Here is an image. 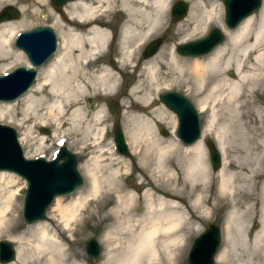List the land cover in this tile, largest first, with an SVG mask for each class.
Masks as SVG:
<instances>
[{
	"label": "bare ground",
	"instance_id": "obj_1",
	"mask_svg": "<svg viewBox=\"0 0 264 264\" xmlns=\"http://www.w3.org/2000/svg\"><path fill=\"white\" fill-rule=\"evenodd\" d=\"M6 1L27 3L29 0H0V5ZM173 1L67 2L62 12L54 13V25L62 37L59 49L50 62L40 68L37 82L23 96L14 101L0 102V121L8 119L20 127L30 120L42 125L51 123L55 126V133L74 134L76 145L80 144V148L91 149L90 152L94 153L82 165L89 177L88 188L70 195L67 203L58 198L54 209L66 225L73 224L80 215L79 223H84L97 213L101 214V219L109 221L102 237L105 249L101 264H181L189 238L187 233L199 230L200 221L209 218L211 210L223 204L236 207L229 219L231 225L243 218V207L249 216L260 213L261 227L252 239L253 258L264 264V136L258 147L261 153L251 155V150L241 149L250 158L248 163L240 165L230 160L228 145L231 128L219 127L218 111L214 110L210 115L203 134L215 135L224 158L212 205L206 196L213 172L206 160L203 142L182 146L177 137L165 141L156 134V119H163L167 111L165 105L158 106L156 93L174 83L158 81L164 52L158 51L151 56L152 59L144 61L139 58V52L153 36L167 30ZM188 1L191 3L189 14L179 26L185 33L180 38L182 41L205 33L213 23L224 27L222 1ZM32 2L38 10L47 5L45 0ZM111 14L121 17L117 33L108 19ZM23 27V22L6 20L0 23V73L23 62L30 66L23 51L13 46L17 32ZM113 45L115 67L93 69L101 57L110 53ZM168 55V67L185 76L197 94H204L200 99L202 111L206 110L209 102L217 103L227 94L228 114L224 117L231 121V108H235L232 104L241 100L250 104L247 85L264 79V73H260L264 71V4L257 14L250 15L235 29L228 31L226 43L209 54L189 61L180 59L171 47ZM158 57L160 61L156 60ZM229 68L239 73L240 84L218 75L221 69ZM130 69L138 72L139 80L122 100L125 106L123 122L131 149L137 154L135 165L140 172L137 178L145 184L141 195L126 193L120 183L123 172L129 168L127 162L115 166L121 161L116 162L113 157L114 162L106 163L103 109L90 117L81 105L86 96L109 97L116 94L119 76ZM245 71H253V74H242ZM231 88L238 90V94L231 96ZM217 93L221 97H216ZM19 105L22 106L20 114L16 112ZM170 118L174 122L170 125L174 133L176 118L174 115ZM250 123L254 124L250 125V131L258 128V116L251 118ZM66 125L70 127L65 129ZM33 128L28 125L21 132L23 144L28 143ZM111 155L115 156V152ZM12 173L0 171V234L10 232L19 225L15 214L19 197L13 189L17 178ZM258 178H261L260 189ZM240 181L250 183L252 192L237 199ZM113 200L115 203L107 209ZM137 205L140 211H137ZM51 227V223L40 221L29 229L27 237H18L17 260L5 264H27L34 257L45 259V264H84L81 252H69L65 241ZM230 227L228 222L227 235H230ZM77 230L78 227L74 228L69 236ZM243 231L246 233V230ZM69 236L63 238L68 240ZM219 258L226 263L223 254ZM253 263L251 259L250 264Z\"/></svg>",
	"mask_w": 264,
	"mask_h": 264
},
{
	"label": "rangeland",
	"instance_id": "obj_2",
	"mask_svg": "<svg viewBox=\"0 0 264 264\" xmlns=\"http://www.w3.org/2000/svg\"><path fill=\"white\" fill-rule=\"evenodd\" d=\"M178 1L179 0H174L170 7V16L168 19L167 30L153 36L142 47V49L139 52V58H141L143 61L152 59V57L146 58L143 56L144 49L146 45L150 43L152 40L158 37H163L164 42L162 46L160 47L159 51L164 52L165 59L162 60L164 61V64L161 65L162 68L158 73L159 74L158 81L159 82L169 81V82H173L174 84L170 87L163 88L160 90L159 93H156L158 106L165 105L161 101L160 95L161 93L167 90H173L181 94H184L197 107L200 113V116H201L203 128H204L206 121L209 120L210 115L214 112V110L216 112L218 111L219 127L226 126V127L231 128V136H230L231 142L228 145V151L230 152V155H231L230 160H233L235 163H239L240 165L246 164L249 162L250 157L247 154L243 153L241 149H246V150L249 149V151L251 150V155L261 153V150L258 147L261 144L263 136H264V79L258 80L257 82L247 85L246 92L250 96V100L252 101L250 104H246L242 102V100L240 102H236L232 104L233 106H235V108L234 110L231 108V121L226 120V117H224L225 115L228 114V108H227L226 101H225L226 99L225 97L227 94H225L219 101H217V103L209 102L206 110L202 111V108L200 105V99L201 97L204 96V94H201V95L197 94L196 90L193 88V85L188 84L187 78L185 76H183L180 72H177L168 67L169 51L171 47H174L176 54L178 55L180 59H188L190 61L191 59H194L196 57H186V56L180 55L176 49L178 44L202 38L206 36L209 33V31L214 27L220 28L225 33L226 38H225V41L222 43L224 44L227 41V32L235 28L231 29L227 27L226 20H225L226 15H225L224 0H220L223 2V13L224 14L222 16V20H223L224 27H220L216 25L215 23H213L207 29L205 33L194 35L191 39L182 41L180 38L184 36L185 33L183 29H179L180 21L186 18L187 15L189 14L191 3L188 0H183L189 4L188 13L184 18L174 22L172 19V8ZM32 3H33L32 0H29L27 3H24L22 1H6L0 5V11L8 5L14 6L19 9V11L21 12V16L18 19H13L11 21H13L14 23L23 22L25 23V27L19 30L17 34L19 32L29 30L36 26H50L51 28H53V30L58 35V40H59L58 49H59L62 37L60 36L59 29H57V27L54 25V20H53L54 13L62 12L64 6L67 3L63 6L61 11H58L55 9L51 0H45V3L47 5L39 7V10H38V7L32 5ZM263 4H264V0H263ZM23 7H26L24 8L25 10L22 9ZM260 10L261 9H259L257 12L253 14H257ZM108 19L112 23L113 30L117 33L118 27L121 22V17L115 14H111ZM61 23L63 24V22ZM13 46L15 49H18L15 45V39H14ZM114 48H115V45H113V49L109 50L110 53H108L107 55L99 59V62L96 64L95 67H93V69L99 68L101 66H105V67L108 66V67L114 68L115 67L114 65H116V57L114 53H112L113 50H115ZM25 56L27 57L26 54ZM158 58L156 60L160 61L161 58L159 59ZM51 59H49L44 65L49 63ZM18 66H28V65L26 62L16 64L11 69L6 71L5 73L11 71L12 69ZM40 68L38 69V75H39ZM246 73L253 74V71H245L242 74H246ZM260 73H264V71ZM1 74H4V73H0V75ZM218 75L224 76L225 78H229L233 81L238 82L239 84L241 83V76L234 68H229L225 70L221 69ZM119 78H120V81H119L118 90L116 94L111 95L109 97L86 96L85 98L81 100V105L88 112V115H90V117H92L94 113H96L97 111L103 109V115H104L105 122L102 127H104V136H105L104 143H105V149H107L106 153L104 154V158H106V163L110 161L111 162L121 161L118 165H115V166H120L122 165L123 162H127L129 164V168L125 172H123V177L120 179V183L125 188L124 191L126 193L132 192L137 195H141L145 189V184H141L137 178L139 177V174H140V172L136 169V165H135V162L137 161V154L133 153L131 146L128 142L127 135L125 133L124 122H123V111H124L125 106L122 104V100L124 99V97L127 96L128 93H130V90L132 89L134 84L139 80V75L137 71H133V69H130L128 72L124 73L122 76L120 75ZM37 79L38 77L36 78L34 84L37 82ZM229 93L231 96H234L238 94V90L236 91L235 88L234 89L231 88V90H229ZM216 97L218 98L221 97V94L217 93ZM112 99H117L120 102V107L122 109L121 125L124 130L125 138L129 145V149L131 151V156H125V155L119 154L118 151L116 150L115 140H114V129H113L116 118L110 112L109 107H108L109 102ZM0 102H4V101H0ZM212 103L213 105H211ZM164 107H166V110H167L165 113V116H163V119H159V118L156 119V122H157L155 126L156 127L155 129L157 130L156 134L165 141L175 140L176 137L179 138L176 133V130L178 127V117L166 105ZM21 108L22 106L19 105V109H16V112L17 113L19 112L20 114ZM19 114H18V118H21ZM244 114H246V117H242V115ZM173 115L176 118V129L174 132L175 134L172 132L173 129H171L170 127V125L174 123V122H171V118H170V116H173ZM256 115L258 116L259 121H260L259 127L255 128L254 131H250V125H254V124L252 123L249 124V122L251 121V118L256 119ZM0 123L9 124L15 127L19 135V140L21 137V132L25 130V127H27L28 125H31L34 127L32 130V134H29L28 136L29 141L27 144H23L20 140L22 147L25 151V155L28 158L44 157L46 159H52L57 154V151L60 148V146H66L70 151L76 154L78 161H79V164H78L79 170L84 176V180H85L84 185L80 187L79 189H77V191L80 189L88 188L89 177L85 173V171L82 169V165L86 161L90 160L91 156H94V153L90 152L91 149L84 150L83 148H80L81 146L80 144L76 145V137L74 134H65V133H60V132L55 133L54 125H52L51 123L42 125L36 120L35 121L30 120V122L24 124V127L18 126L17 123L9 122L8 119L1 120ZM69 127H70L69 125H66L65 129H68ZM163 128H165L168 131L167 135L162 133ZM43 129H47L48 133L44 132ZM63 134L65 136H62ZM208 139H212L216 145H217V140H216L215 135L213 134H209V135L203 134V137L200 140L203 142V145L207 152L206 160L213 172V177L210 180L208 184V188H207L208 196H206V197H209L208 199H210L211 204L213 205L214 194L217 193L218 185H219L218 173H219V170L223 166L224 158L222 156L221 168L218 170L214 169L210 161L209 149L206 145V141ZM178 141L181 143L182 146H188L184 144L180 140V138ZM111 152H115V156H112ZM113 157L115 158L114 161H112ZM12 174L17 178L16 181L13 183L14 185L13 189L15 190V192H18V197H19L17 201V205H18L17 211L15 212V214L18 217L19 225L13 230H11L10 232L0 234V240H8L15 247H17V245L19 244L17 241L18 237H24V236L27 237L29 235V229L35 226V224L40 221L29 224L23 219V216H22L23 201H24V196H25V190L27 187V181L24 178L17 175L16 173H12ZM260 181H261V178H258L257 182H258L259 189H260ZM239 187L240 188L237 189V192H239V194L237 195V199H241V196H245V193L252 192L251 185L248 182L240 181ZM70 195L57 197L54 203L52 204V206L48 209V213H47L48 219L42 220V221H47L48 223L52 224L53 226V228L51 227L52 231H56L59 234V237L63 239V241H65V245L67 248H69V252L72 253L74 250L81 252L82 254L81 261L84 264H93L91 257L86 252V243L88 239L96 238L101 247V254L97 262L94 264H101V260L103 259V252L105 249V245L102 241V237L106 232L109 221L101 219V214L97 213L93 218L88 219L84 223H79L80 218H81V215H80L76 218V221H74L73 224L66 225L65 221L59 216L58 211L54 209V204L58 198H61L62 201H64V203L69 202ZM138 197H143V196H138ZM114 203H115V200H113L110 205H107V209L110 208ZM246 205L247 203L244 206ZM136 209L137 211H140V206L137 205ZM242 210H243L242 215H244L243 218L232 223L231 225V220L229 219H230L231 214L236 211V207L234 205L227 206L223 204L221 206H217L216 208H213L211 210L210 217L202 219L200 221L199 230H192L187 233V237L189 238L186 242V247L183 253L181 264H189L188 253H189V250L192 244L194 243V240L196 239L197 236H199L202 232H204L206 228L208 227V225L211 223H216L217 225H219L223 232V245L217 255L216 264H250L251 259L254 261L253 264H262L261 262H259V260H255L253 258L254 251H253V241H252L253 234L256 233L261 227V219H260L261 215L260 213L256 212L255 214L253 215L251 214L249 216L245 212V207H243ZM257 210H258V207H257ZM228 222L230 223V226H231L230 235H227V232H226V225ZM76 227H78V230L74 233L73 236H69L71 231ZM243 230H246V233ZM64 236H69L68 240H65L63 238ZM221 254H223L224 257L226 258V263H222L221 258L218 259L219 255ZM16 260L17 258L14 261ZM44 261L45 259L43 258L41 259V258L34 257L27 264H45ZM0 264L2 263L0 262Z\"/></svg>",
	"mask_w": 264,
	"mask_h": 264
},
{
	"label": "water",
	"instance_id": "obj_3",
	"mask_svg": "<svg viewBox=\"0 0 264 264\" xmlns=\"http://www.w3.org/2000/svg\"><path fill=\"white\" fill-rule=\"evenodd\" d=\"M56 10L71 0H51ZM263 0H224L226 25L236 28L245 18L261 9ZM189 10V4L179 0L173 7V21L184 18ZM21 12L18 8L8 5L0 11V23L6 20L18 19ZM226 35L218 27L199 39L177 45V51L182 56L197 57L213 51L225 41ZM163 38L152 40L145 48L143 56L156 54ZM58 35L50 26H36L19 33L15 45L28 57L31 66H19L12 71L0 75V101H13L26 93L38 76V68L43 66L58 49ZM161 101L178 117L177 135L186 145L200 141L203 137L201 116L195 104L184 94L167 90L160 95ZM109 110L115 116L114 140L117 151L125 156H131L129 145L121 125L122 109L117 99L109 102ZM48 133L47 129H43ZM162 133L168 131L163 128ZM210 161L214 169L222 165L219 148L212 139L206 141ZM79 161L75 153L67 147H62L52 160L43 157L27 158L19 140L15 127L0 123V171H11L27 181L23 201V219L31 224L48 219V209L58 196L74 193L84 185V176L78 167ZM223 244V232L219 225L211 223L206 230L196 237L188 255L189 264H216L217 255ZM86 252L96 263L101 247L96 238L88 239ZM17 258L16 247L8 240L0 241V262L2 264Z\"/></svg>",
	"mask_w": 264,
	"mask_h": 264
}]
</instances>
